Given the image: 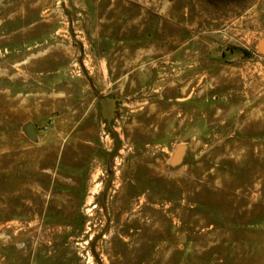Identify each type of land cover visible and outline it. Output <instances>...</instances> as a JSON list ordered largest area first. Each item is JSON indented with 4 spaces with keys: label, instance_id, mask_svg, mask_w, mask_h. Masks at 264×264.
<instances>
[{
    "label": "rangeland",
    "instance_id": "1",
    "mask_svg": "<svg viewBox=\"0 0 264 264\" xmlns=\"http://www.w3.org/2000/svg\"><path fill=\"white\" fill-rule=\"evenodd\" d=\"M263 40L264 0H0V264H264Z\"/></svg>",
    "mask_w": 264,
    "mask_h": 264
},
{
    "label": "water",
    "instance_id": "2",
    "mask_svg": "<svg viewBox=\"0 0 264 264\" xmlns=\"http://www.w3.org/2000/svg\"><path fill=\"white\" fill-rule=\"evenodd\" d=\"M259 52L264 55V40L261 41L259 43ZM119 101V99H115V98H105L101 100V106H102V114L103 117L107 120L108 125L111 127V122L114 119V112L116 110V104ZM28 132L32 135V136H36V131H35V127L33 125H30L28 127ZM184 147H180L172 160V164L173 165H179L182 160H183V156H184Z\"/></svg>",
    "mask_w": 264,
    "mask_h": 264
}]
</instances>
